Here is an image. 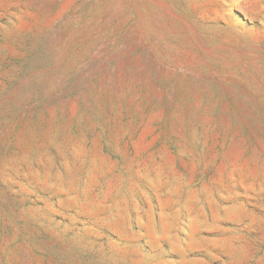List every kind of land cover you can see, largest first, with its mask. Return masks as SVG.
Returning a JSON list of instances; mask_svg holds the SVG:
<instances>
[{
    "label": "rangeland",
    "instance_id": "374dc122",
    "mask_svg": "<svg viewBox=\"0 0 264 264\" xmlns=\"http://www.w3.org/2000/svg\"><path fill=\"white\" fill-rule=\"evenodd\" d=\"M0 264H264V0H0Z\"/></svg>",
    "mask_w": 264,
    "mask_h": 264
}]
</instances>
